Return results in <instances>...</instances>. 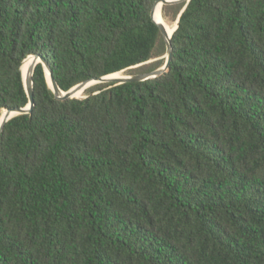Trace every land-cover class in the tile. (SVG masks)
<instances>
[{"label":"trees","instance_id":"obj_1","mask_svg":"<svg viewBox=\"0 0 264 264\" xmlns=\"http://www.w3.org/2000/svg\"><path fill=\"white\" fill-rule=\"evenodd\" d=\"M155 1L0 0V113L33 54L62 90L162 66ZM171 45L82 98L35 66L0 133V264H264V0H190Z\"/></svg>","mask_w":264,"mask_h":264},{"label":"water","instance_id":"obj_2","mask_svg":"<svg viewBox=\"0 0 264 264\" xmlns=\"http://www.w3.org/2000/svg\"><path fill=\"white\" fill-rule=\"evenodd\" d=\"M189 1L190 0H156L152 9H151V18L158 25V27H159V29H160V31H161L164 39H165V43H166V52L162 56V57H165V61H164L163 65L158 67V68L148 70V71H144V72L125 74V75H122V76L117 77V78H108V75H109L108 74V75H104V76H100V77L87 79L85 81H82V82L74 85L73 87H71L68 90H62L58 86L54 77L52 76L51 69H50L49 65L47 64L46 60L41 55H38V54L30 55L32 58V64L30 66V75L28 77L24 78L23 74H22V68H21L22 80H23L25 91L27 93L28 102L25 106H22V107H9V108L4 109V112L2 114V118L0 119V133L3 130L5 123L9 119H11L12 117H14L16 115L25 114V113H29L32 111V108L34 105L33 77H32V75H33L34 68L38 63H41L43 65L45 76L47 79V83H48L49 87L52 89L55 97H57L59 99L85 97L86 95H83L81 97H77L75 95L77 92L82 91L87 86L90 87V86L97 84V83L112 82L114 84H120V83L130 82V81H144V80L152 79V78H155V77L162 75L164 72H166L168 70L169 63H170L171 58H172V45H171L172 34L176 30V28L178 27L179 17H180L182 11L185 9V7ZM181 2H185V5L181 9L180 13L178 14V16L175 20L176 26L174 27L171 34H169L168 31L165 29L164 24L155 18V13H156L157 7H158V5H161V10H162L163 5L176 4V3H181ZM153 60L154 59L148 60L144 63H140L138 65H135L134 67H138L142 64L149 63ZM120 72H122V71H120Z\"/></svg>","mask_w":264,"mask_h":264},{"label":"bare ground","instance_id":"obj_3","mask_svg":"<svg viewBox=\"0 0 264 264\" xmlns=\"http://www.w3.org/2000/svg\"><path fill=\"white\" fill-rule=\"evenodd\" d=\"M155 18L158 21H160V22H162L164 24V22L162 20V17H161V5H158V7H157V10H156V13H155ZM164 26H165V24H164ZM165 29L168 31L169 34H171V32L173 31V29L172 30L167 29L166 26H165ZM31 64H32V58H31V56H29L26 59H24V61L22 63V67H21L22 68V74H23V77L24 78H26V77H28L30 75V66H31ZM120 76H122V75H119L118 73H111V74L108 75V78H117V77H120ZM87 88H89V86H87L84 89H87ZM79 92H77L76 95ZM3 112H4V110L0 113V119L2 118Z\"/></svg>","mask_w":264,"mask_h":264},{"label":"rangeland","instance_id":"obj_4","mask_svg":"<svg viewBox=\"0 0 264 264\" xmlns=\"http://www.w3.org/2000/svg\"><path fill=\"white\" fill-rule=\"evenodd\" d=\"M162 15H163V17H164V19H165L166 21H168V22H170V23L173 22L172 17H171L170 15H165V14L163 13V11H162ZM122 72H124L125 74H128V72H127L126 70H124V71H122ZM118 74H119V73H118ZM119 75H121V74H119ZM84 95H85V94H84Z\"/></svg>","mask_w":264,"mask_h":264}]
</instances>
